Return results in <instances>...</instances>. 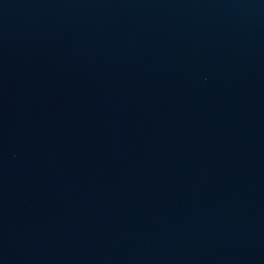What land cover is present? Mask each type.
Instances as JSON below:
<instances>
[{
  "label": "water",
  "instance_id": "obj_1",
  "mask_svg": "<svg viewBox=\"0 0 264 264\" xmlns=\"http://www.w3.org/2000/svg\"><path fill=\"white\" fill-rule=\"evenodd\" d=\"M0 264H264V0H0Z\"/></svg>",
  "mask_w": 264,
  "mask_h": 264
}]
</instances>
